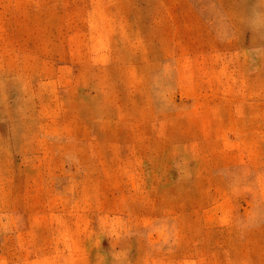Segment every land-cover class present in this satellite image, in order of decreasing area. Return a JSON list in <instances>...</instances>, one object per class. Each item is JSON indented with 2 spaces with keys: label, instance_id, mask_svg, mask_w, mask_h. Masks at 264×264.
I'll return each instance as SVG.
<instances>
[{
  "label": "rangeland",
  "instance_id": "rangeland-1",
  "mask_svg": "<svg viewBox=\"0 0 264 264\" xmlns=\"http://www.w3.org/2000/svg\"><path fill=\"white\" fill-rule=\"evenodd\" d=\"M0 264H264V0H0Z\"/></svg>",
  "mask_w": 264,
  "mask_h": 264
}]
</instances>
